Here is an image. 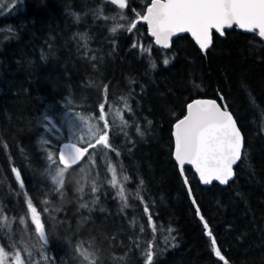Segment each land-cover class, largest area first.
I'll list each match as a JSON object with an SVG mask.
<instances>
[{
  "label": "trees",
  "instance_id": "obj_1",
  "mask_svg": "<svg viewBox=\"0 0 264 264\" xmlns=\"http://www.w3.org/2000/svg\"><path fill=\"white\" fill-rule=\"evenodd\" d=\"M1 1L0 206L15 221L12 238H0V246L12 253L14 241L25 260L27 248L38 264H81L75 252L79 242L89 250L95 242L104 264H117L113 257L125 253L118 264H149V246L155 264H225L214 254L215 239L227 264H264V41L233 28L223 37L214 34L204 52L186 35L165 50L152 43L144 24L133 16L150 0H126L123 10L102 0ZM101 7L108 20L94 15ZM121 11L126 20L119 19ZM129 21L137 24L132 33L110 31L118 24L130 26ZM82 35L87 39H80ZM141 48L146 49L143 57ZM164 59L170 63L164 65ZM122 96H129L132 108L126 119L139 125L143 138L132 131L127 138L117 133L112 143L119 157L98 152L95 166L82 163L67 175L62 195L51 191L38 141L43 136L52 145L67 142L61 126L52 128L54 111L97 117L100 103L107 100L106 111ZM195 98L227 106L243 135V158L224 187H202L190 168L181 173L172 158V124ZM109 158L119 161L129 176L125 187L130 206L123 211L115 189L105 182L111 178ZM13 167L22 172L24 190ZM84 177L95 180L100 192L92 194ZM77 181L85 185L83 198ZM25 191L46 221L49 243L44 248L27 214ZM85 201L88 208H81ZM197 206L211 236L196 215ZM22 215L27 227L19 223ZM41 252L49 259L42 261Z\"/></svg>",
  "mask_w": 264,
  "mask_h": 264
},
{
  "label": "snow or ice",
  "instance_id": "obj_2",
  "mask_svg": "<svg viewBox=\"0 0 264 264\" xmlns=\"http://www.w3.org/2000/svg\"><path fill=\"white\" fill-rule=\"evenodd\" d=\"M15 3L22 4L23 0H15ZM102 3L103 5L118 6L120 10L126 8V0H102ZM3 7L5 5L0 4V9ZM94 15L97 19H109L103 15L102 7L98 8ZM118 16L120 20L127 19L126 13L122 11L118 13ZM138 18L147 23L148 32L155 38V44L162 45L164 48L169 47L170 38L178 33H191L200 49L206 51L212 44V30L223 35L225 29L233 26H237L248 33L255 34L258 32L259 37L264 38V0H151V3L146 5V14L140 13ZM112 19L115 20L116 17H112ZM77 20H79V16H77ZM128 23L130 26L118 24L110 31L115 34L119 29L132 33L133 30L137 29L135 22L129 21ZM80 39L86 40L87 37L82 35ZM132 47L135 48L137 45L134 43ZM145 51V48H141L142 57ZM163 63L168 65L170 61L164 59ZM149 64L152 69L157 66L151 58H149ZM132 82L130 81V83ZM103 91L106 96L108 85L104 86ZM221 99L223 100L222 96ZM128 100L129 96H122L120 101L123 107L113 109L112 106H109L106 112L107 100L105 99V102L98 106V117L94 114L76 113V122L73 127L81 134L73 133L68 143L52 145L49 140L43 136L40 137L38 143L45 152L42 159L46 174L50 177V183L53 186L51 191L62 195L67 175L74 171L77 166H81L82 163L89 162V157L93 158L91 163L95 166L94 157L98 152H102L104 155H107L108 152H114L116 157L121 155L116 150L112 140L117 134V128L123 136L128 137L129 135L127 129L130 125L123 115L125 111H132ZM68 103L71 104V101ZM109 117H111V122ZM135 127L137 135L143 138L144 131L139 125ZM172 135L175 143L174 159L181 166V170L185 164L193 165L199 174L200 181L205 185L211 184L213 181L227 184L233 178V166L237 165L243 158V137L227 106L222 107L214 100L197 99L187 103L186 114L177 119L173 126ZM107 169L111 173V178L105 182L112 189H115V197L121 202V210L123 211L130 206L125 187L129 181V176L124 174L123 165L119 161L113 163L111 158L108 160ZM11 171L15 175V180L19 182V188L24 190L26 185L22 179V172L15 167ZM84 180L89 185V191L92 194L100 192V185L95 180L89 182L87 177H84ZM48 182L46 179L45 183ZM184 183L187 185L188 180L185 179ZM77 184L79 185L77 191L81 193L83 198L87 194L85 185L80 184L79 181ZM140 184L142 185L143 181ZM139 191L138 188L134 198L139 197ZM189 195H192L191 189H189ZM24 196L31 225L34 226V232L38 239L43 242L42 248H44L49 243L46 235V221L42 220L33 200L29 198L26 191ZM98 198L93 199L92 203H97ZM48 202L47 199L43 201L44 204ZM192 203L196 204L195 199ZM80 207L88 208V203L85 201L80 204ZM5 211V208L0 206V238L11 239L15 218L6 216ZM48 211L47 208L44 209V212L47 213ZM89 211H91L90 208ZM148 211L149 208L145 207L144 212L147 213ZM196 215L204 221L198 206L196 207ZM51 219L56 221L57 217L52 216ZM19 223L26 226L24 215L19 217ZM135 223L136 221H133V224ZM149 224H151V217H149ZM61 226L63 225L61 224ZM204 228L206 234L211 236L212 233L209 231V225L206 221H204ZM141 231H143L142 227ZM172 231L174 230L168 229L169 234ZM11 246L13 247L12 253L6 251L4 246H0V264H38L30 249H23L27 257L25 260L21 250L16 249L14 241ZM212 247L215 256L227 264L225 257L216 248L215 239L212 240ZM89 248L91 250L86 249L83 242H79L75 246V252L80 257L81 264H104L98 255L102 249L97 248L95 242H90ZM149 249L146 253V259L149 264H155L151 246ZM40 255L42 261L49 259L46 252H41ZM125 256L113 257V259L118 264L119 261L125 259Z\"/></svg>",
  "mask_w": 264,
  "mask_h": 264
},
{
  "label": "rangeland",
  "instance_id": "obj_3",
  "mask_svg": "<svg viewBox=\"0 0 264 264\" xmlns=\"http://www.w3.org/2000/svg\"><path fill=\"white\" fill-rule=\"evenodd\" d=\"M0 4H2L3 5V3H2V1L0 0ZM115 7H117L118 8V6H115ZM5 8V7H4ZM140 13H143V10L142 11H140V12H135L134 14L135 15H133L134 17H138L139 16V14ZM4 13H3V8L2 9H0V16H2ZM128 33V32H127ZM109 106H112L113 107V109H116V108H122L123 107V105H122V103L121 102H117V103H115L114 105H108L107 106V110H106V112L108 111V107ZM76 113H78V112H76V111H72V110H65L64 112H63V114H59L57 111H54V114H55V116L56 117H54V120H52V128L53 129H60L61 127V129H63V131H64V135H65V138H66V140H67V142H69V140H70V137H71V135L73 134V133H76L77 135H80L81 133H79V132H77L76 131V129L73 127V124L76 122V117H75V114ZM129 112H127V111H125L124 113H123V115H124V117H125V119H126V117H127V114H128ZM79 114H82V113H79ZM130 114V113H129ZM82 115H84V114H82ZM99 115V114H98ZM98 117V116H97ZM109 120H110V122H111V117H109ZM133 122V124H131V123H129V125H130V127L127 129V131H128V133H130V131H132L133 133H135V134H137L136 133V125H138V124H136L134 121H132ZM101 124H102V122H101ZM61 126V127H60ZM263 131H264V128H263ZM116 132L121 136V138H127V137H125V136H123L121 133H120V131H119V128H117V130H116ZM63 134V133H62ZM54 142H56L57 140H58V137L57 136H54L53 137V139H52ZM66 142V143H67ZM63 143H61V145H62ZM90 151H93V150H90ZM92 157H89V163H91V161H92Z\"/></svg>",
  "mask_w": 264,
  "mask_h": 264
},
{
  "label": "water",
  "instance_id": "obj_4",
  "mask_svg": "<svg viewBox=\"0 0 264 264\" xmlns=\"http://www.w3.org/2000/svg\"><path fill=\"white\" fill-rule=\"evenodd\" d=\"M150 3H151V0L149 1L148 4H150ZM143 13L146 14V6H145V8H144ZM138 21L141 22L142 24H144V26H145V28H146V34H147V36L151 39L152 43H153L156 47H158V48L165 49V50H166V49H169L170 46H171V42H172L173 40H175L176 38H178V37H180V36L186 35V36L189 37V39L193 42V44H194V45H195L200 51L204 52V50H201V49H200L199 45L197 44L195 38L191 35V33H178L177 35L171 37L170 40H169V47H168V48H164L162 45H156V44H155V38L152 37V36L150 35V33L148 32V25H147V23L144 22V21H142V20H139V18H138ZM233 28H235L237 31H240L241 33L252 34V33H248V32H246V31H244V30L239 29L237 26H233L232 28H227V29L224 30V32H225V31H228V30H231V29H233ZM214 34L217 35V36H219V37H223V36H224V34H223V35H220L219 33H216L215 30H212V40H213V35H214ZM255 34H256V36H257V38H258L259 40L264 41V38L259 37L258 32L255 33ZM210 46H211V45H210ZM210 46H209V47H210ZM197 99H200V100H214V99H210V98H195V99H193V100H197ZM193 100H191L189 103H191ZM214 101H216V100H214ZM216 102H217V101H216ZM217 103H218V102H217ZM218 104H219V103H218ZM219 105H220V104H219ZM228 111H229V110H228ZM229 112H230V111H229ZM185 114H186V109H185ZM182 117H183V116H182ZM182 117H181V118H182ZM233 118H234V117H233ZM234 119H235V118H234ZM176 122H177V120L172 124V127H171V135H172V133H173V126H174V124H175ZM237 127H238V126H237ZM241 134H242V133H241ZM242 137H243V135H242ZM172 141H173V147H172V158H173L174 162L177 164V166H178L180 172L182 173L183 170H181V166H179L178 162L175 161V159H174L175 143H174V137H173V135H172ZM67 143H68V142H67ZM243 144H244V143H243ZM235 166H236V165L233 166V171L235 170ZM184 167H188V168H190V169L192 170V172L195 174V176H196V178H197L199 184H200L202 187H209V186H211L213 183L218 184V185L224 187V186H226L230 181H232V179L234 178V175H235V171H234L233 178H232L227 184H220L218 181H213L211 184H207V185H205V184H203V183L200 181V179H199V174L195 171V167H194L193 165L185 164V165L183 166V168H184Z\"/></svg>",
  "mask_w": 264,
  "mask_h": 264
}]
</instances>
